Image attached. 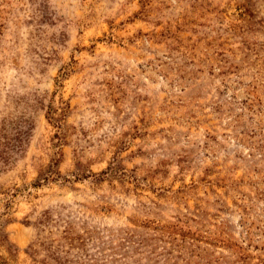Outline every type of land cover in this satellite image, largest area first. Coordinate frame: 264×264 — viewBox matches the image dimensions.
Here are the masks:
<instances>
[{"label":"rangeland","instance_id":"1","mask_svg":"<svg viewBox=\"0 0 264 264\" xmlns=\"http://www.w3.org/2000/svg\"><path fill=\"white\" fill-rule=\"evenodd\" d=\"M0 212L5 264H264V0H0Z\"/></svg>","mask_w":264,"mask_h":264},{"label":"trees","instance_id":"2","mask_svg":"<svg viewBox=\"0 0 264 264\" xmlns=\"http://www.w3.org/2000/svg\"><path fill=\"white\" fill-rule=\"evenodd\" d=\"M6 206H7V203L5 204V207H6ZM6 216H8L7 213H2V212H0V231H1L2 228H3V224L7 222L6 219L4 220V218H5ZM0 264H5V263H1V262H0Z\"/></svg>","mask_w":264,"mask_h":264}]
</instances>
